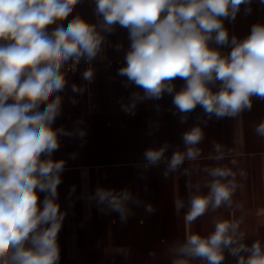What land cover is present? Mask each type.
<instances>
[{
	"label": "clouds",
	"instance_id": "9594fccd",
	"mask_svg": "<svg viewBox=\"0 0 264 264\" xmlns=\"http://www.w3.org/2000/svg\"><path fill=\"white\" fill-rule=\"evenodd\" d=\"M78 2L0 0V264H59L57 237L65 213L60 211L57 197L64 161L50 157L59 147L58 134L65 133L52 128L61 103L59 96L52 97L65 85L62 64L84 56L93 59L103 40L96 25L79 15L66 28L59 24L49 31L50 25L67 19ZM248 3L250 0H95V11L102 17L104 31L111 32L115 25L128 29L130 48L118 74L139 86L144 97L159 99L165 92L174 93L173 104L181 113L200 106L210 116L222 118L250 109L253 96L264 99V24H254L240 41L235 36L230 40L223 24L225 19L235 18L241 4ZM213 41L231 45V51L223 55L209 46ZM92 76L91 70L83 73L86 80ZM177 78L184 81L179 91L173 83ZM255 131L264 136V122ZM202 135L199 127L183 135L189 147L186 153L172 155L169 170L175 171L185 157L199 155L191 146ZM166 147L147 150L149 163H158ZM209 174L234 176L222 167L210 169ZM235 187L234 181L213 180L207 195L190 198L185 220L194 221L210 205L218 208L230 203ZM40 193L45 194L42 201ZM90 199L102 206L101 211L117 212L121 220L129 214L127 205L133 200L127 190L103 187ZM182 206L181 201L176 202L177 209ZM147 210L152 211L150 205ZM237 227V223L221 221L207 238L188 236L175 250L172 264H188L194 258L221 264L222 249L234 242L230 233ZM236 251L239 249H233ZM249 251L247 261L241 259L240 264H264L259 243Z\"/></svg>",
	"mask_w": 264,
	"mask_h": 264
},
{
	"label": "crops",
	"instance_id": "0c3cea01",
	"mask_svg": "<svg viewBox=\"0 0 264 264\" xmlns=\"http://www.w3.org/2000/svg\"><path fill=\"white\" fill-rule=\"evenodd\" d=\"M77 15L96 25L103 40L93 59L80 57L72 71L64 68L70 60L62 64L65 85L52 97L61 100L52 128L65 133L58 134L59 147L50 157L64 161L57 197L65 213L57 237L59 264H172L175 250L188 236L207 238L221 221L238 224L235 233H230L234 242L222 249L221 264L246 262L254 243L264 250V136L255 131L264 122V99L253 96L250 109L218 118L200 106L181 113L173 104L174 93L165 92L159 99L144 97L139 86L118 74L130 48L128 29L115 25L111 32L104 31L95 0H79L69 17L50 25L49 31L59 24L66 28ZM223 24L230 40L233 36L243 40L254 24H264V2L241 4L235 18ZM209 46L223 55L231 51V45L214 41ZM87 70L93 72L91 80L83 77ZM173 83L179 91L184 81L177 78ZM217 88L218 84L213 90ZM194 127L203 134L191 146L199 155L185 157L175 171L169 170L172 155L186 153L189 146L183 135ZM165 146L161 160L149 163L146 151ZM217 167L230 169L234 176L212 177L209 170ZM215 179L234 181L230 203L218 208L210 205L203 215L187 222L190 198L207 195ZM98 187L131 193L133 200L124 220L117 212L101 211L102 206L90 199ZM44 195L39 194L41 201ZM177 201L183 204L179 209ZM149 205L152 211L147 210ZM188 264L207 262L194 258Z\"/></svg>",
	"mask_w": 264,
	"mask_h": 264
},
{
	"label": "built area",
	"instance_id": "2783aa9c",
	"mask_svg": "<svg viewBox=\"0 0 264 264\" xmlns=\"http://www.w3.org/2000/svg\"><path fill=\"white\" fill-rule=\"evenodd\" d=\"M79 61H80V58L78 60L72 59L70 60V63L67 64L64 68L68 71H72L75 69V66L79 63Z\"/></svg>",
	"mask_w": 264,
	"mask_h": 264
}]
</instances>
